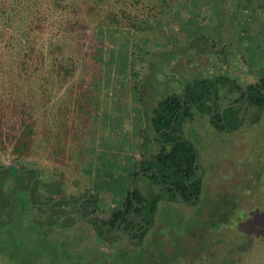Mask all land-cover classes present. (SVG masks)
I'll return each mask as SVG.
<instances>
[{
  "label": "rangeland",
  "instance_id": "obj_1",
  "mask_svg": "<svg viewBox=\"0 0 264 264\" xmlns=\"http://www.w3.org/2000/svg\"><path fill=\"white\" fill-rule=\"evenodd\" d=\"M76 2L78 23L70 32L56 28L57 21L66 20L62 13L37 30L20 31L27 25L15 20L3 27L0 20V163H12L11 152L23 131L16 117L24 112L32 115L35 134L27 139L23 163L37 166L42 182L58 175L64 197L93 195L97 215L106 219L122 209L136 160L158 150L149 122L159 98L193 78L227 74L243 87L259 78V68H264V0H175L164 15L157 13L147 20L144 32L136 26L134 30L108 25L98 29L90 17L104 10L93 8L85 14L84 7L95 0ZM140 14L135 18L144 19ZM12 25L20 30L14 31ZM54 42L61 44L53 46ZM81 45L101 48L100 58L97 50L90 49L94 61L88 58L71 79H64L58 66L80 55ZM70 97L79 101L72 103ZM233 99L220 95L222 105ZM183 132L199 153L202 203L159 201L142 246L151 242L149 247L176 254L173 264H223L231 256L226 243L236 245L238 239L234 221L225 225L231 209L239 202L245 203L244 209L264 207V113L255 124L246 123L231 133L214 131L207 116L195 114ZM46 133L51 135L48 143ZM246 160L257 162L263 170L236 178L240 198H235L232 167ZM139 184L146 190V181ZM38 193L42 201L59 197L44 186ZM74 228L48 237L64 243L72 239L77 251L93 250L96 241L90 227L79 222ZM37 238L33 234L31 239ZM120 241L116 244H130ZM112 247L106 246L105 253L119 248ZM250 252L252 262L264 256L255 248ZM37 254L39 263L49 264L47 256ZM151 258L147 257L149 264H154ZM138 261L142 257L134 254L125 262Z\"/></svg>",
  "mask_w": 264,
  "mask_h": 264
},
{
  "label": "trees",
  "instance_id": "obj_2",
  "mask_svg": "<svg viewBox=\"0 0 264 264\" xmlns=\"http://www.w3.org/2000/svg\"><path fill=\"white\" fill-rule=\"evenodd\" d=\"M103 1L95 0L97 4L94 2V5L84 7L87 9L85 14H90L93 8L104 10L90 17L96 22V28L108 25V27H125L124 29L134 30L136 26V30L141 32H144V26L149 18L154 19L157 13L164 15L165 10L170 9L175 2V0H106L103 5ZM107 3L114 6H109ZM77 9L76 0H0V20H4V23H1L3 27L13 20L17 24L27 25L22 30L12 25L14 31L37 30L44 27L49 20H57L52 18L53 15L62 13L63 19L66 20L57 21L56 28L70 32L71 29L75 30L78 23L77 19H74L78 13ZM138 14L145 18H135ZM88 24L93 23L88 21ZM60 44L54 42L53 46ZM81 46L83 52L80 55L75 59L70 56L69 59H64V64L58 66L64 79H71L74 71L79 65L88 61V58L94 61L95 54H91L90 49L95 52L97 50L100 58L101 48L89 49L87 46L84 48V45ZM259 70L261 71L259 78L246 84L245 87L241 86L236 78L218 73L210 77L187 80L183 82L180 90H172L159 98L151 110L149 122L155 133L154 140L159 143L158 150L148 155L142 154L136 160L135 169L130 173V177L133 178L132 192L130 188L127 189L122 209L113 211L106 219L97 215L99 209L96 207L93 195L88 196L85 193L80 198L64 197L61 195L58 175L47 182H42L39 168L23 163L29 150L27 139L35 134V129H33L34 121L31 120L32 115L26 112L18 114L16 125L23 131L19 138L17 137L11 152L12 163L7 168H3L6 164L0 163V262L44 264V262L39 263L40 258L37 259L39 253L48 257L49 264H126V258L134 257L135 254L136 257H142V261L135 264H149L148 256H152L154 264H173L176 254L168 255L157 246L149 247L151 242L147 246L142 244L155 222L159 201L183 202L191 206L202 203L203 171L198 161L199 153L196 144L184 136V125L193 121L195 114L207 116L210 126L216 132L231 133L246 123L255 124L264 113V68ZM43 80L49 81L48 78ZM222 93L234 99L222 105L220 101ZM245 96L246 99L241 102ZM73 101L76 103L79 99L70 97V102ZM239 102L240 105H234ZM68 104V109L73 111V104ZM223 106L225 108L221 113ZM64 112L67 115V110ZM36 115L41 116V113L38 111ZM64 120L67 118L65 117ZM44 138L48 143L51 135L46 133ZM59 143H61L60 139ZM239 162L232 167L234 172L232 182L236 190L239 180H234L242 179L245 176L242 177L243 173L257 174L261 169V165L257 162H248V160ZM141 181L148 183L146 190L140 186ZM234 185L232 184V187ZM41 186L59 197L42 201L38 196ZM29 191H31L30 199L27 196ZM237 192L235 198H240L239 191ZM239 203L231 209L228 222L225 224L229 226L234 221L235 224L232 226L238 232L236 245L231 242L226 243L231 256L226 258L225 264H246L248 259L250 262L251 248L264 253V207L244 209L245 203ZM79 222L90 227L96 241L92 245L93 248L91 247L93 250L77 251L72 246V239L64 243L48 237L51 232L72 229ZM143 223L146 224L145 227ZM184 224L180 228L178 237L181 236ZM33 234L38 237L35 241L31 239ZM122 239L130 243L128 247L116 244ZM100 241L105 247L109 248L113 245L112 249H114L116 245L119 248L106 254L104 246H101L104 247V251L100 250L102 244L98 245ZM247 264H264V256H260L257 262L247 261Z\"/></svg>",
  "mask_w": 264,
  "mask_h": 264
},
{
  "label": "water",
  "instance_id": "obj_3",
  "mask_svg": "<svg viewBox=\"0 0 264 264\" xmlns=\"http://www.w3.org/2000/svg\"><path fill=\"white\" fill-rule=\"evenodd\" d=\"M246 86V85H245ZM244 86V87H245ZM246 99V96H245V98L241 101V102H243L244 100ZM241 102H239V103H235L234 105L235 106H238ZM224 108H225V106H223V107H221V113L223 112V110H224ZM197 162V161H196ZM11 164H6V165H4V167L3 168H7L8 166H10ZM136 171H139V169H136ZM32 184V183H31ZM132 185H133V178H131V180H130V192H132ZM31 190V189H30ZM30 196H31V191H29V193H28V199H30ZM80 215H82V210L80 209ZM143 226L145 227L146 226V224H144L143 223ZM105 230V229H104Z\"/></svg>",
  "mask_w": 264,
  "mask_h": 264
},
{
  "label": "flooded vegetation",
  "instance_id": "obj_4",
  "mask_svg": "<svg viewBox=\"0 0 264 264\" xmlns=\"http://www.w3.org/2000/svg\"><path fill=\"white\" fill-rule=\"evenodd\" d=\"M87 195L89 196V193H87ZM79 203H80V200L78 201V204H79ZM81 210H82V209H81ZM90 216H91V215H90ZM88 217H89V216H88ZM88 217H87V218H88Z\"/></svg>",
  "mask_w": 264,
  "mask_h": 264
}]
</instances>
